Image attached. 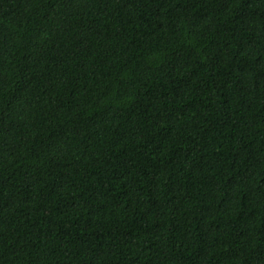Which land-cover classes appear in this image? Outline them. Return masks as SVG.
<instances>
[{
    "label": "trees",
    "instance_id": "16d2710c",
    "mask_svg": "<svg viewBox=\"0 0 264 264\" xmlns=\"http://www.w3.org/2000/svg\"><path fill=\"white\" fill-rule=\"evenodd\" d=\"M0 264H264V0H0Z\"/></svg>",
    "mask_w": 264,
    "mask_h": 264
}]
</instances>
